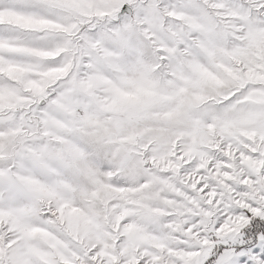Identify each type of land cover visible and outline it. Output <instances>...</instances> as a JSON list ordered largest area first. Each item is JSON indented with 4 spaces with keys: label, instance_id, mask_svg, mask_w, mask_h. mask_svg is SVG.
Here are the masks:
<instances>
[{
    "label": "snow or ice",
    "instance_id": "obj_1",
    "mask_svg": "<svg viewBox=\"0 0 264 264\" xmlns=\"http://www.w3.org/2000/svg\"><path fill=\"white\" fill-rule=\"evenodd\" d=\"M0 264H264V0H0Z\"/></svg>",
    "mask_w": 264,
    "mask_h": 264
}]
</instances>
